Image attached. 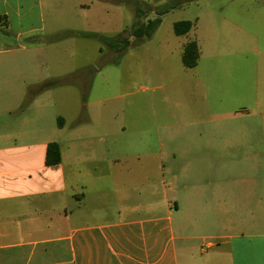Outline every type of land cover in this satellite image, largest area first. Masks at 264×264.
Wrapping results in <instances>:
<instances>
[{
    "label": "crops",
    "instance_id": "obj_1",
    "mask_svg": "<svg viewBox=\"0 0 264 264\" xmlns=\"http://www.w3.org/2000/svg\"><path fill=\"white\" fill-rule=\"evenodd\" d=\"M204 1L225 12L193 24L199 59L203 47L226 52L234 82L230 68L252 60L258 109L232 118L262 122L228 124L225 155L188 157L184 143L155 159L150 142L127 151L87 131L64 138L66 120L41 104L50 91L15 72L34 63L9 59L42 10L0 0V264H264V174L248 172L264 166V0ZM51 143L62 161L49 166Z\"/></svg>",
    "mask_w": 264,
    "mask_h": 264
},
{
    "label": "rangeland",
    "instance_id": "obj_2",
    "mask_svg": "<svg viewBox=\"0 0 264 264\" xmlns=\"http://www.w3.org/2000/svg\"><path fill=\"white\" fill-rule=\"evenodd\" d=\"M39 10L43 20L35 21L40 30L19 38L9 35L17 38L13 46L18 50L9 59L34 63L15 72L35 77L43 92L50 91L41 104L55 118L66 120L64 138L87 131L97 140L119 142L127 151L132 143L150 142L155 159L159 151L178 156L175 146L185 143L194 151L188 157L204 158L226 154L228 124L262 122L256 117L232 118L244 108L258 109L257 67L252 60L244 68H230L235 82L227 81L226 52L203 47L195 69L183 64L184 46L195 40L194 27L203 30L211 15L221 16L225 9L219 5L204 0L201 5L195 0H35V15ZM198 18L202 21L197 24ZM156 19L162 23L152 38H129L125 49L82 36L113 38L125 31L128 35L138 22ZM179 21L194 24L188 35L175 34L174 24ZM71 31L78 33L72 36ZM213 141L220 144L213 147ZM245 153L256 155L257 149ZM257 167L250 164L248 172L264 174V166Z\"/></svg>",
    "mask_w": 264,
    "mask_h": 264
},
{
    "label": "trees",
    "instance_id": "obj_3",
    "mask_svg": "<svg viewBox=\"0 0 264 264\" xmlns=\"http://www.w3.org/2000/svg\"><path fill=\"white\" fill-rule=\"evenodd\" d=\"M139 10V9H138ZM167 10L161 15H164ZM162 23V19H156L150 21L147 24L138 22L135 24L128 35H125L127 31L123 32L121 35L113 38H105L96 34H82V36L100 39L102 41H107L113 46L123 45V49L126 48L125 45L128 44L129 38H135L136 40H146L152 38L156 30ZM193 23L190 21H179L174 24V32L177 36L186 35L191 31ZM73 36V33H71ZM199 60V49L198 45L194 41L188 42L183 53V64L187 69H193L197 66ZM62 161L61 150L58 143H51L48 146L46 163L49 166L60 164Z\"/></svg>",
    "mask_w": 264,
    "mask_h": 264
}]
</instances>
